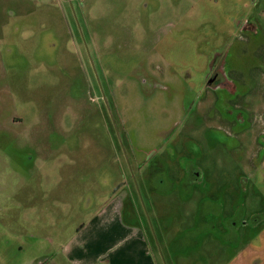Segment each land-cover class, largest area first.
<instances>
[{
	"label": "rangeland",
	"instance_id": "374dc122",
	"mask_svg": "<svg viewBox=\"0 0 264 264\" xmlns=\"http://www.w3.org/2000/svg\"><path fill=\"white\" fill-rule=\"evenodd\" d=\"M135 160L161 264H264V0H0V264H71Z\"/></svg>",
	"mask_w": 264,
	"mask_h": 264
},
{
	"label": "crops",
	"instance_id": "0c3cea01",
	"mask_svg": "<svg viewBox=\"0 0 264 264\" xmlns=\"http://www.w3.org/2000/svg\"><path fill=\"white\" fill-rule=\"evenodd\" d=\"M135 164L140 165L137 166L140 186L136 179V190L131 176L122 175L121 184L106 199L107 202L87 223L78 228L64 247L66 259L71 264H161L153 249L149 227L138 205V194H144L156 221L162 219L160 199L165 195L163 191L166 180L161 176L158 164L150 165L151 168L136 160ZM198 205L201 216H207L208 205L204 198L200 199ZM176 243L169 244L168 250ZM200 247L207 253L222 252L223 239L210 241L206 245L201 243Z\"/></svg>",
	"mask_w": 264,
	"mask_h": 264
},
{
	"label": "flooded vegetation",
	"instance_id": "af4514ba",
	"mask_svg": "<svg viewBox=\"0 0 264 264\" xmlns=\"http://www.w3.org/2000/svg\"><path fill=\"white\" fill-rule=\"evenodd\" d=\"M102 95H103V93H102ZM105 95V94H104ZM106 97V96H105ZM102 99H103V101H104V98H103V96H102ZM107 99V98H106ZM110 109V108H109ZM109 112V111H108ZM110 113H111V115H112V111L110 110V112H109V116H110V118H111V115H110ZM113 117V116H112ZM112 119V118H111ZM113 123V122H112ZM207 205V204H206ZM204 221L202 220L201 221V224L199 225V228H197V230L195 231L196 232V234L197 233H199V232H203V231H206L207 233H209V232H211V230H213V231H215V230H217V229H215L216 227L213 225V226H211L210 224H206V223H203ZM223 230V229H222ZM229 231V234H226L225 235V237H227L229 240L228 241H231V239H235V240H238V238H237V234H235L236 233V229L233 231V233H232V229L230 230H228ZM232 233V234H231ZM193 234H195V233H193Z\"/></svg>",
	"mask_w": 264,
	"mask_h": 264
},
{
	"label": "water",
	"instance_id": "95a60500",
	"mask_svg": "<svg viewBox=\"0 0 264 264\" xmlns=\"http://www.w3.org/2000/svg\"><path fill=\"white\" fill-rule=\"evenodd\" d=\"M103 98H104V102H105V104H106L107 107H108V111L110 112V109H109V106H108V102H107V99H106L104 93H103ZM110 115H111V113H110ZM111 118H112V122H113L114 128L116 129V132H117V134H118V136H119V133H118V131H117V127H116V125H115V122H114V119H113L112 115H111Z\"/></svg>",
	"mask_w": 264,
	"mask_h": 264
}]
</instances>
